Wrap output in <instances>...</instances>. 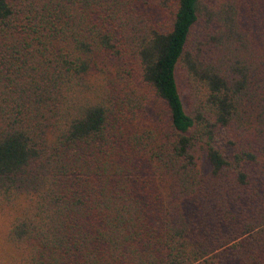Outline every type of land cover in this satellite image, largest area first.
I'll return each mask as SVG.
<instances>
[{"label":"trees","instance_id":"16d2710c","mask_svg":"<svg viewBox=\"0 0 264 264\" xmlns=\"http://www.w3.org/2000/svg\"><path fill=\"white\" fill-rule=\"evenodd\" d=\"M0 264H264V0H0Z\"/></svg>","mask_w":264,"mask_h":264},{"label":"rangeland","instance_id":"374dc122","mask_svg":"<svg viewBox=\"0 0 264 264\" xmlns=\"http://www.w3.org/2000/svg\"><path fill=\"white\" fill-rule=\"evenodd\" d=\"M3 224H4V220L3 219H0V230H1L2 226H3Z\"/></svg>","mask_w":264,"mask_h":264}]
</instances>
